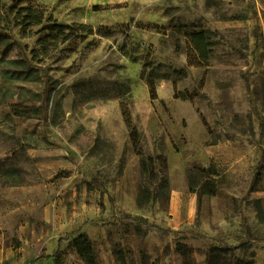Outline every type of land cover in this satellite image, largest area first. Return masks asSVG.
Wrapping results in <instances>:
<instances>
[{"label":"rangeland","instance_id":"obj_1","mask_svg":"<svg viewBox=\"0 0 264 264\" xmlns=\"http://www.w3.org/2000/svg\"><path fill=\"white\" fill-rule=\"evenodd\" d=\"M11 5L67 28L43 46L41 27L0 32V247L12 260L24 245L82 264L84 234L97 264H264V0H0V12ZM192 32L211 44L206 62ZM157 156L166 164L142 169Z\"/></svg>","mask_w":264,"mask_h":264},{"label":"trees","instance_id":"obj_2","mask_svg":"<svg viewBox=\"0 0 264 264\" xmlns=\"http://www.w3.org/2000/svg\"><path fill=\"white\" fill-rule=\"evenodd\" d=\"M13 16V18H12ZM49 22V20L45 19V12L42 9L39 8H32V7H17V5H11L8 8H3L2 12H0V32L6 33L11 31V29L19 28L23 31V36H31V29L34 27H41V30L38 31V33H44L45 35L38 40V45H45V41L51 40V39H57L53 35V30H58L61 36H64V38L61 40V42L65 41V35L64 30L67 28L61 25H53L50 28L44 27V23ZM91 34V33H89ZM0 37V41H1ZM190 44L192 46L193 51L195 52L197 58L202 61L206 62L209 59V56L211 54V44L207 40L206 34L204 32H192L189 35ZM56 41V40H55ZM56 45V42L54 43V46ZM46 48V47H44ZM36 55V51L33 50L30 52L29 56L26 57L23 56L19 60L21 61L22 67L24 69V79L25 80H31L32 79V70L33 68L30 67V64L33 62ZM151 99L156 98V94L154 90L150 91ZM175 98L178 99H186L191 97H186L184 93L176 92L174 95ZM120 111L123 118V121L126 125V127L130 131V138L132 140L133 146L137 147L138 145V133L136 129L133 126L131 114L129 112V109L127 107V104L121 103L120 104ZM138 155H141L138 151ZM153 160H163V163L166 164V160L162 159V156H157L155 159L153 157L148 158H141V166L142 169H146L148 167L149 163H152ZM197 197V208H199L201 203V197L202 194L197 191L196 192ZM73 247L75 249L76 254L78 255L79 259L84 264H97L94 256V249L92 242L84 235L79 234L77 237L73 240ZM122 259V264H123ZM238 264H248L244 260L238 261Z\"/></svg>","mask_w":264,"mask_h":264},{"label":"crops","instance_id":"obj_3","mask_svg":"<svg viewBox=\"0 0 264 264\" xmlns=\"http://www.w3.org/2000/svg\"><path fill=\"white\" fill-rule=\"evenodd\" d=\"M64 245L60 242H56L54 245V253L57 251H63ZM21 256L17 260H12V248H1L0 247V264L6 263V264H56L55 257L52 253H49L46 258L36 260V256L28 251V248H26L24 245L21 246V248L18 249ZM76 256V255H75ZM36 261V262H34ZM83 264V263H82Z\"/></svg>","mask_w":264,"mask_h":264}]
</instances>
